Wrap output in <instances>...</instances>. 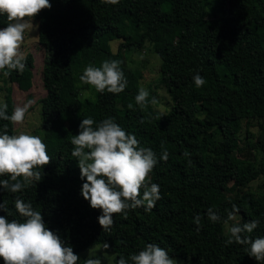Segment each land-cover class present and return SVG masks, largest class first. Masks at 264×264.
<instances>
[{"label": "trees", "instance_id": "trees-1", "mask_svg": "<svg viewBox=\"0 0 264 264\" xmlns=\"http://www.w3.org/2000/svg\"><path fill=\"white\" fill-rule=\"evenodd\" d=\"M50 3V9L25 19L37 25L44 53L38 136L51 161L38 169L40 181L15 193L0 190V204L6 203L0 215L22 221L15 200L30 202L76 254L107 243L115 264L147 243L189 264H264L246 253L249 245L225 244L232 226L251 220L259 225L241 235L264 236V0H218L213 6L210 0ZM9 22L0 15V28ZM146 50L160 58L159 82L171 100L164 112L155 108L153 96L143 105L135 101L141 82L125 53ZM23 56V71H0H10L6 81L28 92L34 58L30 52ZM118 58L127 81L122 92H97L80 80L86 66ZM197 73L206 81L202 87L193 81ZM4 104L11 115V88ZM107 117L156 153L149 180L159 185L161 198L151 210L140 206L126 215L114 214L104 230L97 220L100 211L80 193L83 181L71 137L83 118L98 123ZM4 130L14 135V122L0 119V132ZM163 149L167 160L160 159ZM4 179L8 177L0 176ZM209 209L217 221L209 219ZM234 214L239 221L225 232L224 224Z\"/></svg>", "mask_w": 264, "mask_h": 264}, {"label": "clouds", "instance_id": "clouds-1", "mask_svg": "<svg viewBox=\"0 0 264 264\" xmlns=\"http://www.w3.org/2000/svg\"><path fill=\"white\" fill-rule=\"evenodd\" d=\"M103 2L117 4L119 0ZM51 6L50 0H0V15H6L10 21L0 28V70L23 71L25 57L19 49L29 27L25 18L33 19ZM9 74L10 71L4 72L5 76ZM80 80L101 93L118 94L127 84L119 61L107 59L98 67L86 66ZM193 81L197 87L206 83L198 73L193 76ZM148 96V91L140 88L135 101L138 105L146 104ZM128 107L133 106L129 104ZM25 111L24 107H16L9 115L7 105H0V119L21 123ZM78 128V133L71 137V144L74 146L72 156L76 158L83 181L80 193L90 207L100 211L97 220L101 228H110L114 214L126 215L129 209L140 206L145 210L155 207L161 198L159 185L151 182L149 176L157 163L156 153L151 148L142 147L135 135L126 132L112 117L98 123L92 118H83ZM184 155L187 157L190 153ZM167 157L168 152L163 149L160 159L167 160ZM50 161L46 145L39 136L23 131L14 135L7 130L0 132V176L8 177L0 180V190L15 193L32 181H40L42 175L38 169ZM5 208L6 203L0 204V211ZM15 208L23 217L22 221L0 215V258L4 264H79L80 257L65 244L57 231L47 227L41 211L34 210L30 202L20 198L15 200ZM208 216L212 221L219 219L211 209ZM195 223L199 225V216ZM258 225L259 220H251L242 226H232L225 244H247L246 253L257 262L264 261V236L241 235L252 233ZM104 247L109 245L105 243ZM129 261L131 264H178L165 248L155 243H147L127 259L121 256L117 264H129ZM83 264H101V260L89 257Z\"/></svg>", "mask_w": 264, "mask_h": 264}, {"label": "rangeland", "instance_id": "rangeland-1", "mask_svg": "<svg viewBox=\"0 0 264 264\" xmlns=\"http://www.w3.org/2000/svg\"><path fill=\"white\" fill-rule=\"evenodd\" d=\"M218 0H210L211 6L215 5ZM211 15V9H208ZM29 27L24 32V39L20 45V53L24 55L30 52L34 58L32 87L28 92L21 91L15 84H9L6 81L5 75L0 71V105L5 102V91L8 88L12 89V99L14 107L26 108L24 119L21 123L14 122L15 134L19 132H28L32 135L38 136L41 128V98L45 95V91L41 81V71L43 67V49L38 45V30L37 25L32 21L25 19ZM117 42L114 43L116 48ZM126 64L135 71L141 82V88L148 91L150 96H153V102L156 109L159 111H166L171 105L170 97L165 89L159 82L160 72V58L152 51H129L126 52ZM120 68L122 69V59L118 58ZM14 108V109H15ZM202 111H198L201 116ZM251 130L256 134L257 127H251ZM241 136H245V128L241 130ZM261 179L252 183L253 186L257 185ZM239 221V215L234 214L229 222L224 224V231L226 232L230 225ZM80 257V263L83 264L84 260L93 257L99 258L101 264H115L114 254L105 250L104 244L99 243L77 253ZM178 261V264H189L178 257H172Z\"/></svg>", "mask_w": 264, "mask_h": 264}]
</instances>
